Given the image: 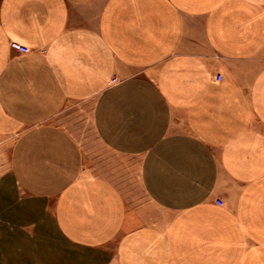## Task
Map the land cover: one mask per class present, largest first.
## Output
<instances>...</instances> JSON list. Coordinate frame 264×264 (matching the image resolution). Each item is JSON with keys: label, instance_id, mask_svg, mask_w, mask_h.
Wrapping results in <instances>:
<instances>
[{"label": "crops", "instance_id": "obj_1", "mask_svg": "<svg viewBox=\"0 0 264 264\" xmlns=\"http://www.w3.org/2000/svg\"><path fill=\"white\" fill-rule=\"evenodd\" d=\"M0 264H264V0H0Z\"/></svg>", "mask_w": 264, "mask_h": 264}, {"label": "rangeland", "instance_id": "obj_2", "mask_svg": "<svg viewBox=\"0 0 264 264\" xmlns=\"http://www.w3.org/2000/svg\"><path fill=\"white\" fill-rule=\"evenodd\" d=\"M82 108L70 106L60 120L74 133L83 154V165L86 170L102 174L115 181L124 195L129 211L135 208L152 211L145 200L130 161L109 153L96 139L89 121L82 113Z\"/></svg>", "mask_w": 264, "mask_h": 264}, {"label": "built area", "instance_id": "obj_3", "mask_svg": "<svg viewBox=\"0 0 264 264\" xmlns=\"http://www.w3.org/2000/svg\"><path fill=\"white\" fill-rule=\"evenodd\" d=\"M9 44H10L9 46H10L11 49L17 50L20 53H27L28 52V48L27 47L21 46V45H19L16 42L14 43V42L11 41ZM220 78L221 77L217 78V80L220 79ZM115 81H116L115 78L111 79L112 83L115 82ZM217 204L221 205V202L217 201Z\"/></svg>", "mask_w": 264, "mask_h": 264}]
</instances>
